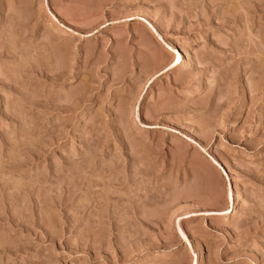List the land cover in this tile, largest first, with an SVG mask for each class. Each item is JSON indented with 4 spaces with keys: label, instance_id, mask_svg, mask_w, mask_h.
Masks as SVG:
<instances>
[{
    "label": "rangeland",
    "instance_id": "1",
    "mask_svg": "<svg viewBox=\"0 0 264 264\" xmlns=\"http://www.w3.org/2000/svg\"><path fill=\"white\" fill-rule=\"evenodd\" d=\"M0 264H264V0H0Z\"/></svg>",
    "mask_w": 264,
    "mask_h": 264
},
{
    "label": "bare ground",
    "instance_id": "2",
    "mask_svg": "<svg viewBox=\"0 0 264 264\" xmlns=\"http://www.w3.org/2000/svg\"><path fill=\"white\" fill-rule=\"evenodd\" d=\"M173 54H174V62L175 63H177V62H179V63H184V60L181 58V54L179 53V51L177 50V49H175L174 47H173ZM231 198H229V200H230Z\"/></svg>",
    "mask_w": 264,
    "mask_h": 264
},
{
    "label": "snow or ice",
    "instance_id": "3",
    "mask_svg": "<svg viewBox=\"0 0 264 264\" xmlns=\"http://www.w3.org/2000/svg\"><path fill=\"white\" fill-rule=\"evenodd\" d=\"M170 67L172 66V65H169ZM182 235V238H183V234H181Z\"/></svg>",
    "mask_w": 264,
    "mask_h": 264
}]
</instances>
